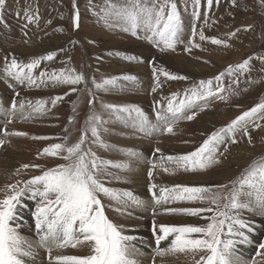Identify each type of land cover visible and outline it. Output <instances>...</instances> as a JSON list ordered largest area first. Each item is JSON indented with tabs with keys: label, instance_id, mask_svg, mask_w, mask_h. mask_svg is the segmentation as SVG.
Segmentation results:
<instances>
[{
	"label": "rangeland",
	"instance_id": "1",
	"mask_svg": "<svg viewBox=\"0 0 264 264\" xmlns=\"http://www.w3.org/2000/svg\"><path fill=\"white\" fill-rule=\"evenodd\" d=\"M113 2H118V0H113ZM177 3L184 23L182 42L176 45L175 50L161 52L143 38L137 39L118 29L106 27L103 21L98 20L97 16L89 11V0H76L79 11V27L76 29L72 25L73 0H6V7L0 14V19L3 21L0 22V107L9 108L15 98L17 101L24 100L25 102L44 100L47 102L45 107L48 110L44 115H37L28 121H23L17 116L12 123L7 125H5V120L0 119V139L5 140V143L0 145V199L4 198L7 185L15 184L17 181L23 182L41 174V169H21L22 165L38 164L42 168H51L63 163V161L51 157L38 159V153L51 144L62 143L63 140L60 138L68 135V133H71L69 143L75 142L79 138L80 130L90 112L100 113L104 119H108L107 113L101 108L102 102L138 106L149 119H154L156 118V111H159L161 106L165 108L167 106V100L162 98H170L173 93H179V98H182L185 89L192 87L201 80H213V87L215 88L214 77L224 72L230 65L235 66L249 57L253 58L250 61L251 68L249 71L243 75L237 73L229 76L226 74L223 78L225 89L231 87L237 94L230 95L226 102L211 99L203 111L199 107L189 110L186 114L191 115L195 112L194 118L190 121L184 119L173 125L175 134L159 133L160 135L156 137V140L152 139L148 146L150 148L147 151L149 157L147 163L142 166V173L139 177L130 174L129 171L121 172L118 169L110 168L108 171L113 175L101 176L100 178L106 187L120 191H131L134 195L135 190L148 188L150 182L159 187L169 188L174 185L211 186L227 184L240 176L241 172L255 159L264 157V120H259L257 123L260 124V127H249L250 140H248V136H244L240 132L235 137L237 143L232 144L230 141L227 143V151H225V145L219 147V152L223 153L218 157L220 163L202 172L176 171L171 174V170L175 169L176 166L169 163L166 157L185 155L195 151L213 132L226 126L237 116L264 100V64L257 59V57L264 56V7L261 6L259 0H236V6H233L232 0H219L218 4L213 3L210 10L207 6V0H201V16L197 21V32L202 30L206 37L221 39L229 46L213 45L210 40L200 41L199 35H197L193 38V42L199 44L200 48H191L190 51H185V48L191 47L188 41L192 38L190 15L192 4L189 0L186 13L185 5L180 0H177ZM91 4L95 6L93 10L99 12L104 0H91ZM29 5L34 9L37 7L39 9L38 34L43 39L41 42H26V34L30 25L23 28L26 23L24 9ZM205 12H208L207 26L203 15ZM245 28L248 30L244 31ZM57 29H63V31L59 32ZM237 29H241V31L237 32ZM233 32L236 34L230 38L229 34ZM143 35L140 33L141 37ZM72 41L76 43L73 44ZM49 53H55L54 59L42 61L40 67L34 70V75L38 76L40 71L45 70L51 72L62 68L74 69L76 73L84 75L87 86L84 84L58 87L49 85L47 87L28 88L4 77L3 68L6 59L10 61L14 56L18 62L28 63L34 58ZM116 53L121 55L117 56ZM122 56H135L138 61L129 62L122 59ZM153 65L162 67L172 74L186 76L187 80H167L164 76H160L161 86L153 92ZM125 75L135 77L136 82L132 83L119 79L118 86L108 93L98 91L92 85L93 79L102 82L106 78ZM232 81H236V83H232ZM73 87L77 88L78 91H72ZM165 89H168V92L163 93ZM89 91L93 95H89ZM16 93H19L18 97ZM57 96L62 97V100L53 107L50 100ZM90 100L93 101L91 106L89 105ZM197 103L202 105L204 102L198 101ZM74 107L75 112L73 111ZM26 111L29 110L26 109ZM70 117L74 120L71 125L69 124ZM123 125L127 124L113 119L103 126L108 131H101L102 139L112 147L109 150L93 147V151L101 159L113 162L127 161L128 156L124 155L123 152L128 151V148H124V142L129 143L130 140V143L136 144L140 140H144L142 137H135V134L129 135L130 131L127 135L121 132L123 127L120 128L119 126ZM65 128H68L67 133ZM4 131L23 132L27 135L5 137ZM33 136H46L52 139L34 140L31 138ZM120 141L123 143L120 144ZM246 141H248L247 144ZM129 146L136 147L138 145ZM157 149L159 151H156ZM231 149L239 155L231 158L229 152ZM152 163L157 164L158 167L153 169V177L149 181L148 170L152 167ZM164 168H168L170 171L165 172ZM17 169H21L18 174ZM218 170L221 172L215 174ZM116 176L121 179L117 180ZM141 179L144 180V184H142ZM18 186L23 187V184ZM154 191L158 193V189ZM148 194L149 199H152V195L149 192ZM27 197L29 198V194H25L26 200ZM143 197L146 198L147 196ZM101 200L105 215L120 228L122 234L136 236L138 232L131 231L123 219L129 217L132 220L141 221L146 218L145 215H139L138 218L135 217L137 216L135 213L131 215V212L134 211L133 207H128L122 214L114 211L117 206L115 202L103 196H101ZM29 201L30 203L24 211L26 210L31 216L36 208V200L30 199ZM165 207H208V205L196 202L171 204ZM143 210L146 212L145 209ZM148 212L145 214L152 220L148 224L149 232L152 233L158 230V226L161 224L199 226L207 223L206 220L193 216L169 214L154 216L152 209ZM157 212H161L160 207L157 208ZM202 215H210V213ZM240 215L251 227L249 233L253 230L258 231L254 237L255 244L243 243L244 246H253L250 249L254 252L245 256L243 250L241 254L244 256H239L242 257L244 264H264V256L258 254L264 252V249L259 248V245L264 243V212L258 210L243 211ZM18 221L21 220L18 219ZM246 232L248 233L247 230H245ZM38 241L39 238L35 240V243L39 245ZM33 249L39 252L35 248ZM65 250L71 252L61 255L85 256L91 254L87 244L78 248L66 247ZM136 250L139 251V248L136 247ZM43 254H45L46 260L48 252L40 251L41 258ZM154 257H160L159 259L162 261L159 260L160 262L154 263ZM176 257L177 259L173 255L161 257L156 255V251H146L142 258H146L149 261L148 264H195V261L199 260L200 254L195 257L191 254L187 256L176 254Z\"/></svg>",
	"mask_w": 264,
	"mask_h": 264
},
{
	"label": "snow or ice",
	"instance_id": "2",
	"mask_svg": "<svg viewBox=\"0 0 264 264\" xmlns=\"http://www.w3.org/2000/svg\"><path fill=\"white\" fill-rule=\"evenodd\" d=\"M187 5L189 0H180ZM192 4L191 28L192 38L185 51L191 48H200L199 44L193 42V38L199 35L200 41H208L217 46L228 47L229 45L218 38H209L200 30L197 32V21L200 19L201 0H190ZM219 0H207L209 10L213 3ZM264 7V0H259ZM236 6V0H232ZM6 7V0H0V14ZM72 25L76 29L79 27V11L76 0H73ZM95 6L89 0V11L98 20L103 21L106 27L115 28L124 33H128L137 39L143 38L159 51L175 50L178 43H181V36L184 31L183 17L179 11L177 0H104L100 6V11H94ZM205 25L207 26L208 12L204 14ZM19 16V13H17ZM24 19L28 25L38 23L40 20L39 9L32 8L31 5L24 9ZM0 22H3L0 19ZM50 23V21H49ZM215 23V21H213ZM248 29L245 28L244 31ZM62 32L63 29H57ZM237 32L241 29H237ZM143 33V37L140 36ZM26 34V33H25ZM235 32L230 33L229 37L235 36ZM27 42V41H26ZM75 44V41H72ZM112 55V53H109ZM120 56V53H116ZM55 53L34 58L28 63H20L13 56L5 60L3 75L6 79L15 81L16 84L28 88L53 87L63 85L87 86V81L82 73H76L74 69L62 68L58 71H40L39 75H34V70L38 69L42 61H52ZM122 59L129 62L138 61L135 56H122ZM252 57L244 59L243 62L233 66L230 65L224 72L213 79L216 82L213 87V80H201L192 87L184 90V95L179 98V93L162 98L167 100L166 108L161 106L156 111V119L161 122L159 126L151 125L148 117L138 106L134 105H115L101 103L102 110L107 113L108 119H104L100 113L90 112L81 128L79 138L69 143L71 133L60 138L62 143L51 144L38 153V159L55 158L63 161L55 167L42 168L38 164H24L21 169H41V174L33 176L26 181H17L15 184L7 185L3 199H0V264H26L24 258H34L31 246H24V241L17 232L15 221L18 219L17 209L21 205L22 197L29 194V198L36 200V208L32 213L35 220V227L39 235V246L48 252L49 264H139L131 258L134 246L130 243L132 237L122 234L120 228L111 222L105 215L104 205L101 196L115 202L114 210L122 214L128 207L135 206L144 208L145 201L136 197L131 191H120L105 186L101 176L113 175L108 170L118 169L121 172L131 171L128 161L113 162L101 159L93 147L109 150L112 146L104 142L101 131L107 132L103 127L113 119L123 123H130L135 131L151 135L159 130L161 134H175L173 125L181 120H192L195 112L191 115L186 113L194 107H199L203 111L211 99L227 101L230 95L237 94L231 87L225 89L223 78L227 74L243 75L251 68ZM264 64V56L257 57ZM154 85L152 91L155 92L160 87L159 77L164 76L167 80H187L186 76L172 74L162 67L152 66ZM123 79L132 83L136 78L125 75L123 77H112L103 79L102 82L92 80L93 87L98 91L110 92L118 86V80ZM236 83V81H232ZM11 86V85H10ZM72 91H78L73 87ZM89 95H93L89 91ZM19 96V93H16ZM62 97H53L50 103L53 107ZM198 101L204 103L198 104ZM46 101L36 100L27 101L13 99L9 108L0 107V115L5 119V125L12 123L17 116L23 121L35 118L37 115H44ZM92 100L89 101L91 106ZM160 103V102H158ZM28 109L29 111H26ZM155 110V109H154ZM75 112V107L73 108ZM264 120V100L252 107L250 110L237 116L226 126L216 130L203 141L195 151L179 156H168L166 160L175 164L176 171L202 172L220 163L219 147L227 143H237L236 134L242 132L244 136L249 135V127H260L257 123ZM72 117L69 124H73ZM68 132V128H65ZM89 133L91 139L89 140ZM4 136H26L23 132L4 131ZM34 140L52 139L46 136H33ZM5 140L0 139V145ZM156 151H159L157 149ZM128 157H136L137 153L132 151L123 152ZM151 163V162H150ZM158 167L152 163L148 170L149 181L153 177V169ZM17 169V174L21 171ZM169 172L168 168H164ZM117 180L121 178L115 177ZM23 184V187L18 185ZM158 189V193L154 190ZM148 192L152 195V213L193 216L207 223L204 225L185 224L180 226L164 225L158 226V233L154 231L156 238V255H176L191 254L195 257L200 254L199 260L195 264H244L242 258L236 250L237 243H247L248 236L245 230L251 231V227L241 217L243 211L264 212V157L255 159L240 176L229 181L227 184L211 186H184L174 185L169 187H159L155 183H149ZM38 198V199H37ZM202 203L208 207H165L166 205L178 203ZM157 207L161 212H157ZM210 213V215H202ZM166 248L160 245L164 241H169ZM239 238V239H237ZM87 244L91 254L85 256L56 255L52 256L54 249L60 250L66 247L77 248ZM264 249V243L259 245ZM264 256V252L258 253Z\"/></svg>",
	"mask_w": 264,
	"mask_h": 264
},
{
	"label": "bare ground",
	"instance_id": "3",
	"mask_svg": "<svg viewBox=\"0 0 264 264\" xmlns=\"http://www.w3.org/2000/svg\"><path fill=\"white\" fill-rule=\"evenodd\" d=\"M38 31H39L38 23H35L34 25L31 24L30 27H29V29H28V32L26 34V40H27V42L28 41L33 42V43L34 42H41L43 39L38 34L39 33ZM41 33H42V31H41ZM165 92H168V89H165L163 91V93H165ZM0 119L1 120H5L4 117H3V115H0ZM148 120L150 121L151 125H153V126H159L161 124V122H158L156 118H154V119H149L148 118ZM119 127L120 128L123 127V129H121L120 131L123 132V133H125L126 135L128 134V131H130L129 135L135 134V137H142V138H144L143 141L140 140L136 144L130 143V140H129V143L126 142V141L124 142V148L127 147L128 148V151H132V152H135V153L138 154V156H136V157H127L128 158L127 161L130 163V166H131V171H129V173L132 174V175H134V176L139 177L140 174L142 173L141 172L142 166L147 163V159L149 157L148 156L149 153H147V151L150 148L148 146L152 142V139H155L156 140V137H158L160 135L159 133H161V132L159 130H157V131H154L151 135H145L143 132L135 131L132 128V126H131L130 123H127V125H123V126H119ZM121 135H122V133H121ZM131 136H133V135H131ZM249 136L250 135H248V137ZM248 140H250V137L248 138ZM120 142H121L120 144L123 143L122 141H120ZM247 143H248V141H246V144ZM129 145H138V146H136V147H132L131 146L130 147ZM229 152L231 154V158H235V157H237V155H239L237 152H235L232 149L229 150ZM219 172H221V170L216 171L215 174L216 173H219ZM143 181L144 180L141 179L142 184H144ZM139 191H141V193H139ZM134 193H135V196L136 197H138L141 200L145 201V207L144 208H137V207L132 206L133 209H134V211L131 212V215L133 213H135V215H137L135 217H137V218H138L139 215H141V216H144L145 215L146 218H144V220H141V221L140 220H136L134 218L136 220L135 221V220H132V218H129V217L125 218V220L123 219V222L124 223H127V227L129 226V228L131 229V231H134L135 233L138 232L136 236H131V235H127V234H125V235L126 236H130V237L133 238L132 241H130V243L134 246V248L132 249V252H131V258L132 259H135L136 261H138L139 264H148L149 261H147L146 258H142V257L144 256V254L146 253V251L147 252H149V251L152 252V251H156V249H157L156 238L154 237V233H152L151 231L149 232L150 227L148 226V224L152 220H151V218L147 217V215L145 214V213H149L148 210H151L152 207H153L152 206V203H151L152 199H149V196H148L149 195L148 194V188H141V189L139 188V189L135 190ZM157 194H159V193H157ZM145 195L147 196L146 197L147 199L143 197ZM22 199L23 200L21 201V205L17 209L18 219H20L21 221H18V219H17L15 221V225L18 226L17 227V232L20 235V237L22 238V240L25 242L24 243V246L27 247V246L30 245L31 248H32V251L35 254L34 255V258H24L26 260V264H49V259L47 258L45 260V257H44L45 254L42 255V258L40 256V251H46V250L44 248L40 247L38 244L35 243V240L37 238H39V235H38L37 230H36V227H35V220H34L32 214L30 216V215H28V213L26 212V210L24 211V209L27 208L28 204L30 203V201H29L30 198L27 197V200H26L25 199V196H24V197H22ZM116 207H121V206L117 205ZM143 209H145L146 212H144ZM146 224H147V226H146ZM155 231H157V233H158V230H155ZM257 231L258 230H253V232H251V233H249V231H248V233L246 232L247 234L245 233L248 236V242L251 243L252 245L255 244V240H254L255 238L254 237L256 236V232ZM132 235H133V233H132ZM170 239L171 238H169V241L162 242L161 245H160V247L161 248H166L168 246L169 242H170ZM38 247H40V248H38ZM78 247H80V246H78ZM136 247L139 248V251L136 250L137 252L135 251ZM33 248H35L39 252L35 251ZM250 248H253V246L252 247L244 246L243 243H237V245H236L237 253L239 255H241V256L243 255V254H241L243 252V250L245 252V256L250 255L251 253H253L254 251L252 252V249H250ZM238 250H239V252H238ZM69 252H71V251L65 250V248L64 249H60V250L54 249L53 252H52V256L61 255L63 253H67L68 254ZM174 256L177 259L176 255H173V257ZM159 258L160 257H158V258L157 257L156 258L154 257L153 259H155V260L153 262L155 263L157 261V263H158V262L162 261Z\"/></svg>",
	"mask_w": 264,
	"mask_h": 264
}]
</instances>
